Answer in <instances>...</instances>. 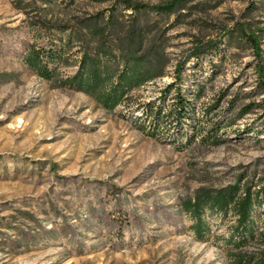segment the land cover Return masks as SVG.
I'll return each instance as SVG.
<instances>
[{"label":"rangeland","instance_id":"374dc122","mask_svg":"<svg viewBox=\"0 0 264 264\" xmlns=\"http://www.w3.org/2000/svg\"><path fill=\"white\" fill-rule=\"evenodd\" d=\"M120 1L0 0V264H230L234 214L207 211L211 231L200 240L182 202L263 184L264 0H189L172 15L118 8L113 24L89 20ZM243 27L259 32L260 56ZM98 47L145 54L164 74L107 111L59 84ZM31 48L62 51L46 56L55 79L28 65ZM176 91L195 115L156 131L147 112L170 111ZM198 121L205 133L218 127L220 144L190 141ZM254 217L264 232V204Z\"/></svg>","mask_w":264,"mask_h":264},{"label":"trees","instance_id":"16d2710c","mask_svg":"<svg viewBox=\"0 0 264 264\" xmlns=\"http://www.w3.org/2000/svg\"><path fill=\"white\" fill-rule=\"evenodd\" d=\"M188 1L168 0L151 5L122 0L111 7L106 17L104 13L99 12L89 20H94L98 24L103 20H107L108 25L113 24L117 20L118 8L131 10L132 14L135 15L149 12L172 15L181 10ZM243 32L252 43L256 54L260 56L259 32L252 30L250 27H243ZM221 42L220 40L219 42L208 43L207 47H202V44L199 45L192 53V58H199L207 54L210 49H218ZM61 50H63V47ZM56 53H60V55H56L55 52H45L42 49L31 48L27 54L26 62L41 78L53 80L56 77L57 70L49 68L47 58L62 56V51L58 50ZM47 55L48 57H46ZM181 67L182 64L178 66L177 73L180 72ZM163 74V71L156 72L154 62L145 54L126 53L115 56L109 49L98 47L93 54L83 52L76 74L59 81V84L61 87L72 88L85 93L95 99L103 109L113 111L126 101L131 91L144 86L157 77H162ZM261 77L263 78L261 84L264 86L262 74ZM171 88H168L164 94L170 92ZM251 107L252 105H250ZM209 112H206L203 116L204 121L209 122L208 125L212 122ZM194 115L190 101L181 95L180 91H176L172 108L167 113H163V110L154 107L147 112V117L152 118L154 121L156 131L161 128L165 130L171 127L172 124L183 128L184 122L192 120ZM202 122L198 121L197 126L193 128L194 133L190 141L193 142L199 139V142L205 144L214 146L220 144L221 140L217 135L218 127H213L212 130L205 133L204 128L200 125ZM182 128L181 130H183ZM262 204H264V180L262 186L257 190L253 186L243 188L240 184L219 190L202 189L193 197L186 198L182 202V208L192 219V229L200 240L204 239L211 231L205 217L207 211L220 214L232 212L235 216V224L231 227L228 240L231 246L230 264H264V251L259 253L245 251L255 241L262 240L264 242V232L259 231L258 219L254 217L256 207Z\"/></svg>","mask_w":264,"mask_h":264}]
</instances>
